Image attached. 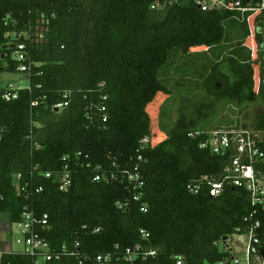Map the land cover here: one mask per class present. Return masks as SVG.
I'll return each mask as SVG.
<instances>
[{
    "label": "trees",
    "instance_id": "obj_1",
    "mask_svg": "<svg viewBox=\"0 0 264 264\" xmlns=\"http://www.w3.org/2000/svg\"><path fill=\"white\" fill-rule=\"evenodd\" d=\"M199 1L0 0V73L26 81L16 99L0 98V215L10 226L25 207L47 215L38 232L51 250L73 251L86 264L137 246L154 255L110 264H208L255 212L264 245V210L251 207L244 189L227 185L217 198L187 189L220 175L234 157L200 148L224 128L210 129L221 104H264V80L253 90L264 53L251 61L246 22L237 13L204 12ZM66 92L68 106L55 111ZM160 97L167 100L150 111ZM250 129L264 136V113ZM135 166L141 189L124 176ZM254 168L264 176V162ZM65 171L72 183L62 192ZM96 174L108 182H93ZM76 262L61 256L48 264ZM32 263L21 253L0 262Z\"/></svg>",
    "mask_w": 264,
    "mask_h": 264
},
{
    "label": "built area",
    "instance_id": "obj_2",
    "mask_svg": "<svg viewBox=\"0 0 264 264\" xmlns=\"http://www.w3.org/2000/svg\"><path fill=\"white\" fill-rule=\"evenodd\" d=\"M197 5L204 12L224 10L237 13L248 27V37L243 46L249 50L251 61H257L259 50L264 53V0L256 3L247 1L246 5H242L240 1L200 0ZM18 49L22 50L23 46H19ZM14 57L18 61L23 58L19 51L14 54ZM24 69V67L18 68L19 72H23ZM256 74V76H253L255 94L259 92L260 84L264 80V72L262 75L257 72ZM21 89H23L21 83L11 81L0 83V98L6 102L14 100L17 98V92ZM69 96L68 92L64 93L62 102L55 105L53 109L60 111L66 108L69 103ZM32 105L36 106V103ZM148 142L147 138L142 140L143 145ZM263 142V134L253 129L223 128L208 133V140L202 143L200 148H208L212 154L221 156L232 151L234 157L217 177H202L189 184L187 187L189 193L197 195L206 192L209 196L217 198L227 185L242 188L249 194L251 207H260L264 210V176L256 173L254 168L257 164L264 162V151L261 148ZM81 156V153L77 154V157ZM85 159H87L86 156ZM138 160H142L141 157H138ZM124 176H126V181L132 185L133 189L143 187V179L137 166H135L133 172H124ZM46 177H49V175ZM110 178L113 179V177ZM108 180L109 178L105 175L99 174H96L92 179L93 182H108ZM71 183V174L69 171H65L59 180V190L66 192ZM40 191L41 189H38L36 193ZM138 199L139 197L135 198L136 201ZM117 207L120 210H125L127 203H118ZM140 211L145 213L146 207L140 208ZM254 214L255 212L248 218H244L243 222L246 224L244 228L234 229L229 237L218 244L221 257L217 261L208 264H264V245H262L260 234L261 225L258 221H251ZM2 217L3 215H0V235H11V228L14 226L18 230L20 238H16L13 243L19 248L17 250H13L10 242L0 240V262L5 254L21 253L31 258L32 264H48L55 260L58 261L61 256L75 257L77 259L76 264H86L73 251L63 249L60 253H57L51 250L38 232V227L43 228L47 225V215L37 218L32 210L25 207L20 221L13 226H10L7 220L3 222ZM140 235L147 237V234L143 231L140 232ZM75 247H78V245H75ZM115 250H118V248ZM114 255L112 253L98 256L95 258V264H110L113 260L132 263L136 258L146 259L148 256H153L154 253L142 251L141 247L137 246L133 249L126 248L120 252L119 257H116V255L114 257ZM174 264H185V262L180 258Z\"/></svg>",
    "mask_w": 264,
    "mask_h": 264
},
{
    "label": "rangeland",
    "instance_id": "obj_3",
    "mask_svg": "<svg viewBox=\"0 0 264 264\" xmlns=\"http://www.w3.org/2000/svg\"><path fill=\"white\" fill-rule=\"evenodd\" d=\"M256 72L254 76H256ZM255 78V77H254ZM13 82V83H21L26 85V81L23 82V78L19 74H8V73H0V83L2 82ZM165 98H159L158 102L150 108V111L157 112L159 105L163 103ZM220 116L211 120L210 129L219 128V127H227L231 126V128L237 129H250L253 127L254 119L258 114L264 113V104L262 103H254V104H244L241 106L236 105L232 102H223L219 107ZM152 112V113H154ZM222 122L224 124L218 123ZM264 138V136H263ZM3 218L6 216L3 215ZM3 242H10L12 244L13 250L19 249L13 243L16 238H20L19 232L16 227L11 228V235H2L1 236Z\"/></svg>",
    "mask_w": 264,
    "mask_h": 264
},
{
    "label": "crops",
    "instance_id": "obj_4",
    "mask_svg": "<svg viewBox=\"0 0 264 264\" xmlns=\"http://www.w3.org/2000/svg\"><path fill=\"white\" fill-rule=\"evenodd\" d=\"M257 73H259V75H262V74H263V71H260V70L258 69ZM3 222H6V219H5V218H3ZM1 225H2V224H1ZM1 236H2V235H0V239H2Z\"/></svg>",
    "mask_w": 264,
    "mask_h": 264
},
{
    "label": "water",
    "instance_id": "obj_5",
    "mask_svg": "<svg viewBox=\"0 0 264 264\" xmlns=\"http://www.w3.org/2000/svg\"><path fill=\"white\" fill-rule=\"evenodd\" d=\"M4 49H5V47H4ZM55 111H57V110H55Z\"/></svg>",
    "mask_w": 264,
    "mask_h": 264
},
{
    "label": "flooded vegetation",
    "instance_id": "obj_6",
    "mask_svg": "<svg viewBox=\"0 0 264 264\" xmlns=\"http://www.w3.org/2000/svg\"><path fill=\"white\" fill-rule=\"evenodd\" d=\"M264 72V71H263Z\"/></svg>",
    "mask_w": 264,
    "mask_h": 264
}]
</instances>
